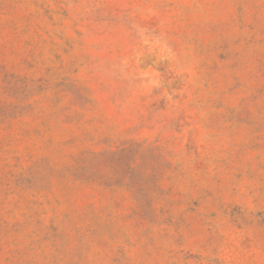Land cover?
I'll return each instance as SVG.
<instances>
[{"label":"rangeland","instance_id":"374dc122","mask_svg":"<svg viewBox=\"0 0 264 264\" xmlns=\"http://www.w3.org/2000/svg\"><path fill=\"white\" fill-rule=\"evenodd\" d=\"M0 264H264V0H0Z\"/></svg>","mask_w":264,"mask_h":264}]
</instances>
